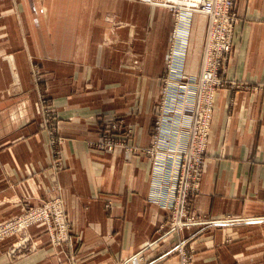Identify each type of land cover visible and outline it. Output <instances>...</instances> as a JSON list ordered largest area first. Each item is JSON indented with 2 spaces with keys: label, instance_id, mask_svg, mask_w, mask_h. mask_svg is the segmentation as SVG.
Wrapping results in <instances>:
<instances>
[{
  "label": "crops",
  "instance_id": "0c3cea01",
  "mask_svg": "<svg viewBox=\"0 0 264 264\" xmlns=\"http://www.w3.org/2000/svg\"><path fill=\"white\" fill-rule=\"evenodd\" d=\"M237 3L227 78L239 85L217 93L203 190L195 199L197 212L211 218L264 215V0ZM194 19L192 36L197 23L205 34L208 17ZM173 25L167 7L141 0H0V220L17 214L24 199L47 198L58 182L74 242L55 247L42 225L33 226L40 246L12 261L3 248L13 240L4 242L0 264H119L158 235L167 211L149 199L153 158L92 142L105 118L117 116L134 125L136 147L149 146ZM45 94L64 137L66 164L56 175ZM250 221L195 236L193 264H249L243 260L256 252L250 228L264 231V216ZM175 243L163 237L144 259L154 262Z\"/></svg>",
  "mask_w": 264,
  "mask_h": 264
},
{
  "label": "rangeland",
  "instance_id": "374dc122",
  "mask_svg": "<svg viewBox=\"0 0 264 264\" xmlns=\"http://www.w3.org/2000/svg\"><path fill=\"white\" fill-rule=\"evenodd\" d=\"M141 1L148 4L151 3L152 5L167 7L172 12L174 20V25L170 33L166 68L159 76L157 98L153 105V111L156 116L152 123L153 128L150 136L151 143L146 148L141 149L136 147L133 142L135 132L134 125L126 121L123 117L107 116L101 126L100 137L98 140L93 141L92 144L105 151L113 152L123 148L127 152H132L134 154L141 151L149 154V156L153 158L152 189L149 196V199L152 202H157L153 196L154 182H159L162 187H165V185H167V188L172 186L173 182H170L169 178L172 173L171 168L174 167V161L178 154V149L182 150L183 145H187L185 152L182 154V157H184L180 166L182 179L178 184V187L181 194L184 193V190L186 189V194L188 196L185 198L184 202L175 200L174 208L184 206L189 207V216L196 220L190 222L196 223L193 225L178 227L177 224H175L176 221L184 223L187 219L178 215L175 210L168 209L164 203L163 205L158 202L167 211L166 222L161 223L159 226L157 231L158 235L152 240L146 241L143 246L147 242L152 243V246L163 237L173 236V238L176 239L175 245L171 246L167 252L154 260L176 257L179 264H193L197 249L192 245L190 240L195 236H199L207 227H220L231 224L241 225L248 221L251 222L250 220L258 221L264 216L225 214L220 217L211 218L210 216L199 214L195 209V199L203 190L202 184L208 158L207 148L210 141L209 137L212 132L211 126L206 139L204 135H201L202 127L200 126V123L197 122V119L202 120L203 117L200 116L201 114L199 112L202 109L205 110L209 107V104H211V109L213 110L211 120L212 125L218 96L217 93L221 89L227 90V88L232 89V87H238L239 84L227 78L228 63L233 55L232 54L230 59L228 58L225 65L219 71L218 76H216L217 81L211 80L206 86V82L203 80L204 73L208 67L210 69L215 67V61L210 59L212 58V55L209 54V46L211 44L212 36L208 32L209 24L207 32L205 33L206 35L203 34L204 29L202 28V24L198 23L195 26L193 32L194 35L192 36L191 34L195 20L194 17L200 12L190 14L192 20L190 22L189 35L186 38H183L182 35L180 36L179 40H183V43L180 46L179 40L175 38V31L177 30L178 33H180V26L178 23L182 20L181 17L184 15L183 12H175L174 7L165 4L163 5L162 3L166 2L165 0H153L155 2H151V0ZM167 3L171 2L167 1ZM178 14H180L181 17H179ZM201 18L202 17H200V19ZM189 44L192 49L190 54L188 50ZM135 62L137 61L135 60L134 63ZM35 69V71L38 70L37 68ZM34 78L36 83L41 82V79L38 76ZM242 87L244 88V86ZM212 93L215 94L214 100L209 103V94ZM40 99L43 104L46 103L45 114L46 122L48 124L46 128L50 130V144H52L53 155L55 157L52 159V168L50 169L52 170V173L56 175L66 164L65 159H63L61 154L64 137L59 135L60 129L57 126L59 116L52 108L53 106L50 102L51 99H48L46 94L45 96L40 97ZM188 137L190 140H188ZM167 161H169L168 167L164 165ZM197 174H199V180L197 185L194 186L193 184L194 187L197 186V190H195V188H189L190 183L186 182L185 179L186 177ZM52 191L54 192L51 195H48L47 198L38 202L33 203V201L31 202L28 199H24L20 205L21 210L17 214L0 220V246H2L4 242L13 240L3 248L12 261L19 260V258L31 254L38 246H40L30 232L33 226L42 225L47 231L48 236H50L51 244L55 247L73 245L74 242L71 235L72 223L68 218V213L67 220L69 224L68 228L65 230H63L59 222L54 219L55 214H51L48 220L42 216V212L51 205L55 199L59 200L67 211L63 190L58 182H56ZM33 217H37L38 219L31 221L30 219ZM194 228L198 229L194 236L193 234H188V231ZM250 230L249 238L252 239L250 245L253 246L251 247L253 248L252 251L256 252L243 261H248L249 264H264V231L262 229L259 230L257 226L251 227ZM232 239V236H229L225 241L231 242ZM151 246L147 247V249L140 255H138V253H140L142 249L132 257L125 258V260H122L119 264H133L132 261L134 260H139V264L154 263L155 261L148 262L147 259H144L147 250H149ZM70 260L71 262H74L77 260V257L75 255H70Z\"/></svg>",
  "mask_w": 264,
  "mask_h": 264
},
{
  "label": "built area",
  "instance_id": "2783aa9c",
  "mask_svg": "<svg viewBox=\"0 0 264 264\" xmlns=\"http://www.w3.org/2000/svg\"><path fill=\"white\" fill-rule=\"evenodd\" d=\"M153 0H151L152 2ZM166 2L162 3L163 5H169L171 7H174L175 12H183V16L181 17L180 14L179 17H181V21H179L178 25L180 26V33L178 31H175V38L179 40L180 36L182 35L183 38H186L189 35L190 31V14L193 12H200L202 14H205L208 19L210 20L208 32L211 34V44L209 46L210 49V55H212V58L215 61V67L214 68H207L206 72L204 73L203 80L206 82V86L209 81H217L216 76H218L219 71L221 68L225 65L228 58L230 59L231 55L234 52V38H235V30L237 25L240 22L239 13H238V3L237 0H165ZM167 1H170L171 3H167ZM155 2V1H153ZM178 43V41H177ZM180 46L183 43V40H179ZM179 64V63H178ZM210 99L208 100L209 103H211L214 100L215 94H209ZM212 105L209 104V107L205 110L202 109L199 113L200 116L203 117L202 120L197 119V122L200 123V126L202 127L201 135L206 136L208 135L210 131L211 120L213 115V110L211 109ZM199 118V116H198ZM188 140L189 137H188ZM187 148V145H183V149H178V154L176 155V159L174 161V167L171 168V175H170V182L172 181L173 184L169 188L162 187L159 182H154V188H153V196L154 199L157 200L160 204H165L168 209L175 210L178 215H181L182 217L186 218L187 221L184 223H180L179 221H176L175 224L177 226H187V225H193L196 222H190V221H196L194 218L189 216V207H180V208H174V201L179 200L181 202H184L185 198L188 196L187 190H184V193L181 194V191L179 190V183L181 182V174H180V166L183 162L182 154L185 152ZM169 161L165 162V166L168 165ZM200 174V172H199ZM199 174L186 177V182L190 183L189 188H195L197 190L198 180H199ZM192 183V185H191ZM194 184V186H193ZM187 186V185H186ZM188 187V186H187ZM186 187V188H187ZM177 197V199H176ZM163 204V205H164ZM51 214H55L54 219L59 222L62 229L65 230L68 228V220H67V211L64 207V205L59 201L56 200L49 205L43 212L42 216L45 219H49ZM175 214V215H177ZM37 217H33L30 220H36ZM177 219V217H176ZM199 223V222H198ZM152 243L147 242L143 249L138 253L140 255L142 252H144L147 247L151 246ZM137 255V256H138Z\"/></svg>",
  "mask_w": 264,
  "mask_h": 264
},
{
  "label": "bare ground",
  "instance_id": "6f19581e",
  "mask_svg": "<svg viewBox=\"0 0 264 264\" xmlns=\"http://www.w3.org/2000/svg\"><path fill=\"white\" fill-rule=\"evenodd\" d=\"M149 1V0H148ZM178 1V0H177ZM159 5H161V4H159ZM194 13V12H193ZM187 48V47H186ZM186 56V55H185ZM177 127V126H176ZM169 131V130H168ZM166 136V135H165Z\"/></svg>",
  "mask_w": 264,
  "mask_h": 264
}]
</instances>
